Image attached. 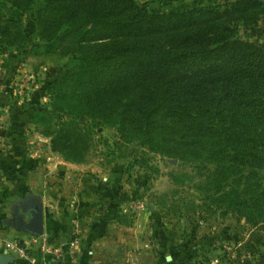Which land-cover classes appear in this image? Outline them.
Instances as JSON below:
<instances>
[{
	"label": "trees",
	"instance_id": "obj_1",
	"mask_svg": "<svg viewBox=\"0 0 264 264\" xmlns=\"http://www.w3.org/2000/svg\"><path fill=\"white\" fill-rule=\"evenodd\" d=\"M32 3L0 0L2 43L22 45L19 13ZM263 15L264 0H39L36 33L77 55L52 81L49 108L31 118L71 161H85L92 148L85 116L138 133L155 151L212 163L210 204L263 220L264 43L236 34ZM192 61L205 65L165 77L144 98L86 91L101 93L113 68L160 73ZM74 90L89 100L75 101Z\"/></svg>",
	"mask_w": 264,
	"mask_h": 264
},
{
	"label": "rangeland",
	"instance_id": "obj_2",
	"mask_svg": "<svg viewBox=\"0 0 264 264\" xmlns=\"http://www.w3.org/2000/svg\"><path fill=\"white\" fill-rule=\"evenodd\" d=\"M38 1L33 0L29 9L19 13L25 34L22 45L0 41V150L21 157L18 170L24 172L44 169L39 162L47 163L51 168L46 167L40 175L50 179L49 192L56 185L64 196L74 199L73 183L76 176L80 177L78 186L85 201H75L89 212L99 213L94 221L105 227L100 235H90L95 255L91 264H264V219L254 222L224 205L210 204L212 163L155 151L139 142L138 133H121L114 123L85 116L92 135V148L85 161L64 159L50 145L44 128L31 115L49 108L52 81L77 54L65 52L59 45H45L36 33L33 10ZM236 34L254 43H264V15L251 26L239 25ZM187 63L170 66L160 73L113 68L106 74L101 93L86 91H91L92 99H98L99 94L112 100L119 97V101L126 95L144 98L165 77L205 65ZM84 92L74 90V100L87 102L86 95L80 97ZM14 132L16 137L11 140L10 133ZM23 135L28 140L25 146L10 145V141L22 140ZM34 178L38 182L39 175ZM7 189L5 186L1 193L4 197L0 196V245L16 235L12 229L8 233L1 230L2 219L11 218L14 209L20 210L19 204L25 197L30 195L40 202L44 198L43 192L38 191H21L20 197L11 196ZM44 207L45 227L58 226L60 219L54 210L59 209L58 204L49 199ZM64 222L70 224L69 231L48 239L51 243L68 239L76 222L77 251L82 238L79 216L75 212ZM98 238H102L101 242H97ZM95 245H101V249ZM76 251L74 258H69L71 261H75Z\"/></svg>",
	"mask_w": 264,
	"mask_h": 264
},
{
	"label": "crops",
	"instance_id": "obj_3",
	"mask_svg": "<svg viewBox=\"0 0 264 264\" xmlns=\"http://www.w3.org/2000/svg\"><path fill=\"white\" fill-rule=\"evenodd\" d=\"M10 134H11V140L16 137L15 132L10 133ZM27 141L28 140H26L25 135H23L22 140L17 139V141L15 140L13 141L17 143H12L10 141V145H12L13 147L16 144H22L25 146ZM10 145L9 147H12ZM19 162H21V157H16L13 153L8 154L0 150V173L2 175L5 174V177H7L5 178L4 176H0V196H3L1 195V193L4 191L5 186L8 187L7 194L9 195V193H11V196L15 195V196L20 197L21 195H19V193H21V191L43 192L44 198H42L41 202L35 197H32L30 195L27 196V197H31L35 201V203L39 202L41 204V210H42V232L41 233L45 234L47 237L48 236L55 237L57 236V234H60L62 236L63 234H66L70 229V224L65 223L64 221L67 218L72 217V215L75 212L77 216H79L80 227L82 228V238H81L80 244L77 247L78 248L77 251L75 250L76 251L75 261H71L67 254L63 255L62 257L58 259H52L49 254H45L44 255L45 263L46 264H91V259L94 258L95 255H94V249L92 248V244L90 241V235L91 234L100 235L102 230L105 229V227H102L101 224L96 225L97 222L94 221L95 218H98L97 215H99V213L89 212L86 206L79 205L76 202V201H82V200L83 202L85 201L84 199H82L83 191H81L80 190L81 187L78 186L81 183L80 177H77V176L75 177V181L72 187L75 190L74 195H73L74 199H71L70 196H64L61 192V189L56 188V185L51 186L50 192L48 191L50 179L48 180L45 175L44 177L43 176L41 177L40 175L41 172H45L47 170L46 167L51 168L49 166H46L47 163L39 162V165L43 167L45 166L44 169L37 167L36 170H34L35 172H32L30 170H27L26 172H24L22 170H18V168L20 167ZM68 166H71V165H68ZM57 170H58V166H57V169H55V171ZM37 174L39 175L38 182H36L34 178V176H36ZM32 178H34L33 179L34 181L31 180ZM36 188H38V190ZM46 196H49V198H47ZM49 199L54 205L55 203L56 205L58 204L59 209H54L55 213L57 214V216H59L58 218L60 219V221H58L59 222L58 226H55V225L52 226V224H48L45 227L44 204L45 203L47 204V201ZM95 214L96 216H94ZM7 219L8 218L2 219V223L4 224L3 228L1 229L2 231H5L8 233L10 229L14 230V232H16V235H14L15 239H19L20 237L24 236L27 233L26 231L14 229L10 224L7 223L6 221ZM111 224L112 223L108 225L109 232L111 231V228H112ZM6 228H9V229H6ZM8 239H13V238H8ZM101 239L102 238H98L96 240L97 242L98 241L101 242ZM2 244L0 245V253L4 252ZM95 246L101 249V245H95ZM34 250H35V255L38 257L39 252L37 248H35ZM16 260H19V262L16 263ZM11 264H25V262L20 259L14 258Z\"/></svg>",
	"mask_w": 264,
	"mask_h": 264
},
{
	"label": "built area",
	"instance_id": "obj_4",
	"mask_svg": "<svg viewBox=\"0 0 264 264\" xmlns=\"http://www.w3.org/2000/svg\"><path fill=\"white\" fill-rule=\"evenodd\" d=\"M77 229V223L74 222L69 238L56 243H51L43 233L35 235L27 232L19 239L4 240L2 247L4 253L24 261L25 264H46L45 254H49L52 259H58L67 254L72 260L75 253L74 245L78 234ZM35 248L39 252L38 257L35 255Z\"/></svg>",
	"mask_w": 264,
	"mask_h": 264
},
{
	"label": "water",
	"instance_id": "obj_5",
	"mask_svg": "<svg viewBox=\"0 0 264 264\" xmlns=\"http://www.w3.org/2000/svg\"><path fill=\"white\" fill-rule=\"evenodd\" d=\"M20 210L14 209L11 215V218H8L6 221L14 229L26 231L32 234H40L42 232V210L41 204L36 202L30 209L27 211L21 207ZM166 259H169V255L165 256ZM14 260V257L7 253H0V264H11Z\"/></svg>",
	"mask_w": 264,
	"mask_h": 264
},
{
	"label": "flooded vegetation",
	"instance_id": "obj_6",
	"mask_svg": "<svg viewBox=\"0 0 264 264\" xmlns=\"http://www.w3.org/2000/svg\"><path fill=\"white\" fill-rule=\"evenodd\" d=\"M35 204V201L31 197H26L23 203L19 204V208L23 207L26 211Z\"/></svg>",
	"mask_w": 264,
	"mask_h": 264
}]
</instances>
